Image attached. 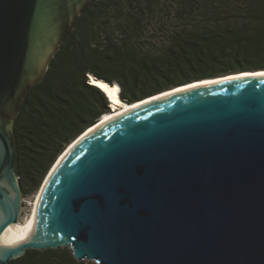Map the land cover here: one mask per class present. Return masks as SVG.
<instances>
[{
	"label": "water",
	"instance_id": "1",
	"mask_svg": "<svg viewBox=\"0 0 264 264\" xmlns=\"http://www.w3.org/2000/svg\"><path fill=\"white\" fill-rule=\"evenodd\" d=\"M94 1L0 0V237L21 213L14 121ZM56 162L30 237L0 245V264L59 248L95 264H264V75L133 107Z\"/></svg>",
	"mask_w": 264,
	"mask_h": 264
},
{
	"label": "trees",
	"instance_id": "2",
	"mask_svg": "<svg viewBox=\"0 0 264 264\" xmlns=\"http://www.w3.org/2000/svg\"><path fill=\"white\" fill-rule=\"evenodd\" d=\"M255 70H264V0L94 1L14 121L22 197L36 192L63 151L110 111L88 76L117 83L120 101L132 104L192 81ZM7 264L83 263L59 248L30 249Z\"/></svg>",
	"mask_w": 264,
	"mask_h": 264
},
{
	"label": "bare ground",
	"instance_id": "3",
	"mask_svg": "<svg viewBox=\"0 0 264 264\" xmlns=\"http://www.w3.org/2000/svg\"><path fill=\"white\" fill-rule=\"evenodd\" d=\"M261 73H264V71H259V72H243L239 74H234V75H226L225 77H217V78H212V79H205L203 81L199 82H194L191 84L187 85H182L179 87H176L175 89H171L169 91H165L163 93H160L158 95L149 97L148 99L138 102V103H133L131 105H128L126 103H123L120 101L118 98V91H119V86L117 83H114L113 85H109L108 83L102 81V80H97L93 76L90 75L91 78V84L95 85L98 87L108 98V101L110 103V107L112 110H110L108 113L104 114L100 121L95 123L92 127L87 129L81 136L76 141H73L64 151L63 153L58 157V160L55 165H57L61 159L64 158L65 155L69 153V151L86 135H88L90 132L94 131L95 129H98L101 125L111 121L112 119L116 118L119 116L122 112L129 110L133 107H137L141 104L148 103L151 101H154L156 99H159L161 97L168 96L170 94L184 91L186 89H189L191 87H198L201 85H207V84H212L216 83L218 81H224V80H229V79H240V78H245V77H252L254 75H260ZM100 85H103L107 88V91L104 90L103 87H100ZM109 93H111V97L109 96ZM36 198L35 201L32 204L30 214L28 216V219L24 222L21 223L19 220L17 223L12 224L7 227V229L3 232L2 236L0 237V245L6 246V247H16L18 245H21L22 243L26 242L27 239L30 237V234L32 233L34 221H35V214H36V207H37V202L39 199L40 192L39 190L36 192Z\"/></svg>",
	"mask_w": 264,
	"mask_h": 264
},
{
	"label": "rangeland",
	"instance_id": "4",
	"mask_svg": "<svg viewBox=\"0 0 264 264\" xmlns=\"http://www.w3.org/2000/svg\"><path fill=\"white\" fill-rule=\"evenodd\" d=\"M158 16V13L156 14ZM156 19V17H155ZM109 109L111 110V108L109 107ZM58 159V158H57ZM56 162V161H55ZM50 171V170H49ZM48 171V172H49ZM48 174V173H47ZM47 176V175H46ZM45 176V177H46ZM45 179V178H44ZM44 181V180H43ZM43 183V182H42ZM39 190V189H38ZM37 190V191H38ZM36 191V192H37ZM34 192L33 194L29 195V196H25V197H22V202H21V213H20V216H19V222L21 223H24L27 219H28V216L30 214V209L32 207V204L33 202L35 201V198H36V195L37 193ZM81 263L83 264H95L93 261H89V260H85V261H81Z\"/></svg>",
	"mask_w": 264,
	"mask_h": 264
},
{
	"label": "snow or ice",
	"instance_id": "5",
	"mask_svg": "<svg viewBox=\"0 0 264 264\" xmlns=\"http://www.w3.org/2000/svg\"><path fill=\"white\" fill-rule=\"evenodd\" d=\"M260 75H264V73H261ZM100 87H103L105 91H107V88L103 85H100ZM109 96L111 97V93H109Z\"/></svg>",
	"mask_w": 264,
	"mask_h": 264
},
{
	"label": "clouds",
	"instance_id": "6",
	"mask_svg": "<svg viewBox=\"0 0 264 264\" xmlns=\"http://www.w3.org/2000/svg\"><path fill=\"white\" fill-rule=\"evenodd\" d=\"M91 83V82H90ZM108 99V98H107Z\"/></svg>",
	"mask_w": 264,
	"mask_h": 264
}]
</instances>
